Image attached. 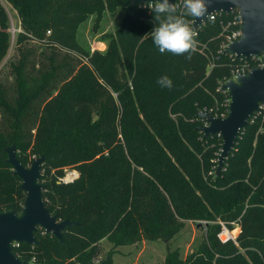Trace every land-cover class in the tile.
Returning <instances> with one entry per match:
<instances>
[{"label":"trees","instance_id":"obj_1","mask_svg":"<svg viewBox=\"0 0 264 264\" xmlns=\"http://www.w3.org/2000/svg\"><path fill=\"white\" fill-rule=\"evenodd\" d=\"M6 1L20 31L6 68L12 81L0 70V212L20 213L26 198L6 163L5 149L15 144L26 166L44 157V197L53 215L79 224L66 228L65 243L39 230L40 244H21L16 256L91 264L104 240L113 245L111 260L121 247L168 243L186 222L203 221L199 249L185 259L169 251L164 264H264V125L249 121L218 176L221 137L205 138L201 130L199 112L226 109L230 97L221 86L238 62L221 48L220 21L197 30L189 59L159 52L147 5ZM120 7L126 15L107 36L108 50L86 49L78 31L87 16ZM184 18L193 28L194 17ZM10 29L0 2V67L11 48ZM165 76L171 88L157 83ZM68 171L79 176L65 184ZM222 224L230 232L240 228L235 240L225 238Z\"/></svg>","mask_w":264,"mask_h":264},{"label":"water","instance_id":"obj_2","mask_svg":"<svg viewBox=\"0 0 264 264\" xmlns=\"http://www.w3.org/2000/svg\"><path fill=\"white\" fill-rule=\"evenodd\" d=\"M181 0H169L177 4ZM207 15L194 18L193 30L199 29L215 13L229 14L240 10L242 37L231 43L225 52L237 58L250 60L261 57L264 64V0H206ZM149 0H131V5H147ZM221 89L231 99L229 114L216 118L209 113L199 112L206 126L201 130L205 138L220 136L223 140L219 156L217 175H220L228 156L236 149L237 140L249 120L261 110L264 103V66L255 67L249 74L231 77ZM6 163L13 167L12 174L21 181L20 189L26 198L20 213L15 210L0 212V264H33L20 259L14 253L15 244L38 246L36 234L43 230L61 243H65L64 231L67 227L79 225L69 220L60 221L53 215L45 202L46 184L42 182L44 157L34 160L30 166L20 162L15 144L7 147ZM108 260L101 263L108 264Z\"/></svg>","mask_w":264,"mask_h":264},{"label":"rangeland","instance_id":"obj_3","mask_svg":"<svg viewBox=\"0 0 264 264\" xmlns=\"http://www.w3.org/2000/svg\"><path fill=\"white\" fill-rule=\"evenodd\" d=\"M0 2L7 9L11 19V48L7 58L4 60L0 67V70L2 69V72L3 70L5 71L3 72L2 76H9L7 75L8 70L6 68L9 67L10 61L17 54L16 37L17 33L20 31V22L16 11L7 3V1L0 0ZM125 15L126 8L122 7L117 8L114 11L106 8L101 14H90L89 16H87V18L79 28L78 39L80 43L86 49L91 50V52H106L109 47L107 39L116 33V31L123 23ZM10 76L9 80L12 81V77ZM221 152L222 148L219 153L216 154L218 158L214 160V162L217 164L215 166L214 173V175L216 176H218L217 168ZM233 227L234 230L231 232V235L232 237H237V227L235 225ZM205 235L206 228L203 221H188L186 222L185 228L172 241L168 243L161 240L156 242L142 241L133 246L121 247L112 256L111 260L109 257V252L113 249V245L108 240H104L100 244V255L95 263H101L106 259H109L108 264H164L168 252L175 250H179L181 257L185 259L188 255L199 249L205 238ZM28 262L38 264V260L36 258L30 259Z\"/></svg>","mask_w":264,"mask_h":264},{"label":"clouds","instance_id":"obj_4","mask_svg":"<svg viewBox=\"0 0 264 264\" xmlns=\"http://www.w3.org/2000/svg\"><path fill=\"white\" fill-rule=\"evenodd\" d=\"M147 6L156 22L150 34L159 52L173 55L188 54L190 59V54L196 47V32L184 17L206 16L208 12L206 0H182L183 13L180 15L177 14V5L169 3V0H149ZM157 83L161 87H172V81L167 76L158 79Z\"/></svg>","mask_w":264,"mask_h":264},{"label":"built area","instance_id":"obj_5","mask_svg":"<svg viewBox=\"0 0 264 264\" xmlns=\"http://www.w3.org/2000/svg\"><path fill=\"white\" fill-rule=\"evenodd\" d=\"M176 5L177 7L182 5V0L179 1ZM225 16L229 18L227 20L223 19ZM217 21H220V24L222 26V30H223L222 36L224 37V40H223L221 48L225 51V49L231 43L238 41L242 37V28H241L242 20L240 17V10L235 9L229 14L215 13L211 15L208 19V22H217ZM207 23L203 25H206ZM197 30H195L196 34H197ZM232 57L238 60V62L235 64L232 70V77L234 78L239 75L249 74L255 67L261 68L264 66L261 57H252L250 60H247L245 58H237L235 56H232ZM230 102H231V99H229L226 102L225 104L226 109L224 110H220V108H217V109H211L210 111L205 110L204 112L209 113L216 118H225L229 114ZM257 119H260L262 124L264 125V103L261 105L260 112L255 114L250 120L254 122ZM260 132H264V127H262ZM78 176H79L78 172L68 171L66 176L61 179V182L68 184L70 182H73L76 178H78ZM203 223L205 225L207 224L206 222H203ZM222 227H223V235H225V238L235 240L236 237H232L231 232L225 227V225L222 224ZM18 247H20V244H15V248H18Z\"/></svg>","mask_w":264,"mask_h":264},{"label":"crops","instance_id":"obj_6","mask_svg":"<svg viewBox=\"0 0 264 264\" xmlns=\"http://www.w3.org/2000/svg\"><path fill=\"white\" fill-rule=\"evenodd\" d=\"M239 233H240V228H237V236L239 235Z\"/></svg>","mask_w":264,"mask_h":264},{"label":"flooded vegetation","instance_id":"obj_7","mask_svg":"<svg viewBox=\"0 0 264 264\" xmlns=\"http://www.w3.org/2000/svg\"><path fill=\"white\" fill-rule=\"evenodd\" d=\"M21 259V258H20ZM25 261H27V260H25Z\"/></svg>","mask_w":264,"mask_h":264}]
</instances>
